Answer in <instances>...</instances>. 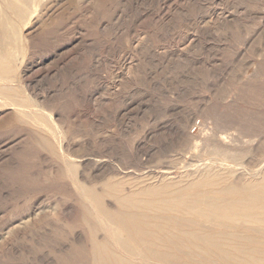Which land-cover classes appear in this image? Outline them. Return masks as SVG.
<instances>
[{
    "label": "rangeland",
    "instance_id": "374dc122",
    "mask_svg": "<svg viewBox=\"0 0 264 264\" xmlns=\"http://www.w3.org/2000/svg\"><path fill=\"white\" fill-rule=\"evenodd\" d=\"M20 28L8 84L31 105L0 100V264H90L83 214L106 232L86 182L220 168L214 150L241 182L263 169L264 0H39Z\"/></svg>",
    "mask_w": 264,
    "mask_h": 264
},
{
    "label": "bare ground",
    "instance_id": "6f19581e",
    "mask_svg": "<svg viewBox=\"0 0 264 264\" xmlns=\"http://www.w3.org/2000/svg\"><path fill=\"white\" fill-rule=\"evenodd\" d=\"M38 5L39 0H0V100L17 111L31 103L8 84L14 74L9 64L23 52L20 27ZM210 153L222 161L220 168L205 166L172 179L137 175L129 177L130 188L128 173L105 178L99 188L93 181L83 184L106 236L83 214L90 242L78 250L88 253L90 264H264V167L241 182L234 167L223 166L240 165L238 157Z\"/></svg>",
    "mask_w": 264,
    "mask_h": 264
}]
</instances>
